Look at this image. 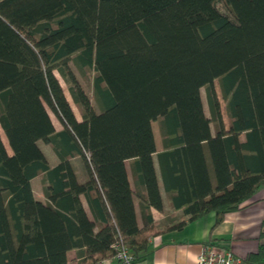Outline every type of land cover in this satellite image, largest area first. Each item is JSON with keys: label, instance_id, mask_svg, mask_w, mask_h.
<instances>
[{"label": "trees", "instance_id": "trees-1", "mask_svg": "<svg viewBox=\"0 0 264 264\" xmlns=\"http://www.w3.org/2000/svg\"><path fill=\"white\" fill-rule=\"evenodd\" d=\"M69 60L92 71L98 111ZM0 128L9 149L0 137V264H67L69 249L77 264H96L115 240L134 262L150 236L209 211L212 228L264 185V0H0ZM153 154L168 203L183 214L161 227L150 212L162 207ZM124 160L141 188L140 226ZM38 174L44 201L31 189ZM243 260L264 261V241Z\"/></svg>", "mask_w": 264, "mask_h": 264}, {"label": "crops", "instance_id": "crops-1", "mask_svg": "<svg viewBox=\"0 0 264 264\" xmlns=\"http://www.w3.org/2000/svg\"><path fill=\"white\" fill-rule=\"evenodd\" d=\"M60 127L54 126L55 129H59ZM1 133L2 130L0 128L1 140L5 143L6 150L9 151L4 135L3 133L1 135ZM241 135L242 134L239 135V138ZM49 147L50 152H47L40 146L47 162L52 165L57 161V157L51 146ZM161 148L162 143L160 138L159 145L155 142V149L160 150ZM152 160L160 187L162 207L160 210L150 207L151 216L153 220L157 222L158 227L164 224L171 225L178 221L183 214L180 209H173L168 203L167 196L161 188L160 176L154 154L152 155ZM70 162L77 179L82 181L86 176V172L81 160L75 156L70 158ZM124 165L129 187L133 191L132 202L136 223L140 226L142 220L139 214L138 198L135 192L138 191L141 193V188L134 182L135 177L132 173L129 161L124 160ZM38 178L40 179V174L35 175L30 180L32 193L36 199L44 201L45 197L42 192V186L38 191L33 187L34 180ZM79 197L86 213L90 215L83 194H80ZM214 218V212L209 211L200 217L186 221L179 229H168L148 237L146 250L133 262V264H196L195 257L197 252L201 246L206 245L220 251L228 249L234 255L241 258H244L251 252H255L259 244L264 241V234H262L264 231V185L252 195L250 202H247L245 205L233 211L226 212L223 215V219L216 226L211 228ZM66 256L67 264H77L74 249L67 250ZM261 263L264 264V261ZM104 264L123 263L111 257Z\"/></svg>", "mask_w": 264, "mask_h": 264}, {"label": "rangeland", "instance_id": "rangeland-1", "mask_svg": "<svg viewBox=\"0 0 264 264\" xmlns=\"http://www.w3.org/2000/svg\"><path fill=\"white\" fill-rule=\"evenodd\" d=\"M68 65H69L73 75L75 76V78L80 83L82 89L88 95L94 110L98 111L99 109H98V106H97V103H96V100H95V97H94V94L92 91V85H91L92 84L91 83L92 71L88 68H84V69L78 68L72 60L68 61ZM53 73L57 77V79H58V81H59V83L63 89V92L65 94V97L67 98L69 104L71 105V108L75 114V117L77 119H79L80 118L79 110L77 109V107L72 102V99H71L69 92L67 90V85H66L65 81L62 79V77L58 74V72L56 70H53ZM211 89H213L214 95L216 96V98L218 100L219 112H220L221 119L223 121V125L226 126L227 125V119H226V115H225V111H224V99L221 95L217 79H213ZM200 96H201L204 111L210 117L209 126H210V130L213 132L215 130V120L212 118V116L209 112V109H208V104L206 102V88H205V86L200 87ZM47 111H48V114H49L50 119H51L52 123L54 124V126L60 127L61 124L58 121V119L56 118V116L49 109H47ZM151 127H152L155 142H156V144L159 145L160 138H161V130L159 128L158 119H154L151 121ZM1 135H2V133H1ZM240 138H242V135L240 136ZM38 143L45 151L50 152V147H49L50 145L48 143H45L43 141H39ZM40 179H41V175H40ZM40 179L39 178L35 179L33 182V187L36 189V191H38L42 186Z\"/></svg>", "mask_w": 264, "mask_h": 264}, {"label": "built area", "instance_id": "built-area-1", "mask_svg": "<svg viewBox=\"0 0 264 264\" xmlns=\"http://www.w3.org/2000/svg\"><path fill=\"white\" fill-rule=\"evenodd\" d=\"M115 251L111 256L99 259L96 264H104L111 257L118 259L123 264H133L132 255L115 240L110 245ZM196 264H262L261 262H246L243 258L234 255L230 250H216L209 245L201 246L195 257Z\"/></svg>", "mask_w": 264, "mask_h": 264}]
</instances>
